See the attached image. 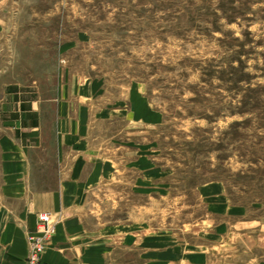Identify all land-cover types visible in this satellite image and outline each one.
Returning <instances> with one entry per match:
<instances>
[{"label": "rangeland", "instance_id": "1", "mask_svg": "<svg viewBox=\"0 0 264 264\" xmlns=\"http://www.w3.org/2000/svg\"><path fill=\"white\" fill-rule=\"evenodd\" d=\"M56 74L139 88L157 111L167 191L126 189L108 221L264 264V0H0V107L13 87L50 97Z\"/></svg>", "mask_w": 264, "mask_h": 264}, {"label": "crops", "instance_id": "2", "mask_svg": "<svg viewBox=\"0 0 264 264\" xmlns=\"http://www.w3.org/2000/svg\"><path fill=\"white\" fill-rule=\"evenodd\" d=\"M7 91L0 107V264H25L26 236L43 215L55 233L41 264H216L205 232L203 241L175 240L172 228L106 217L124 205L126 189L137 198L167 191L158 114L143 91L67 78L57 87V74L50 97Z\"/></svg>", "mask_w": 264, "mask_h": 264}, {"label": "built area", "instance_id": "3", "mask_svg": "<svg viewBox=\"0 0 264 264\" xmlns=\"http://www.w3.org/2000/svg\"><path fill=\"white\" fill-rule=\"evenodd\" d=\"M55 233V226L50 222L48 215L39 217L35 229L28 232L26 239L28 253L25 264H41L42 255Z\"/></svg>", "mask_w": 264, "mask_h": 264}]
</instances>
